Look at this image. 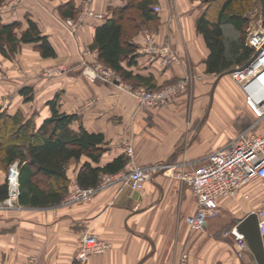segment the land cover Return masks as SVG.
Listing matches in <instances>:
<instances>
[{
  "label": "crops",
  "instance_id": "crops-1",
  "mask_svg": "<svg viewBox=\"0 0 264 264\" xmlns=\"http://www.w3.org/2000/svg\"><path fill=\"white\" fill-rule=\"evenodd\" d=\"M70 1L79 2L65 0L63 7ZM178 1L182 14L173 20L172 2L157 0L153 7L163 8L159 20L145 22L134 37L136 63H123L134 75L152 78L157 88L187 79L186 93L159 109L139 105L129 89L144 86H135L134 80L117 75L120 84L99 78L92 81L84 73L96 65L105 67L98 59L96 31L112 16V10L124 7L127 0H95L94 9L102 18L91 17L76 36L57 26L52 11L33 0L2 14L4 23L22 22L23 29L30 17L42 35L48 36L57 55L43 57L38 44L31 43L23 45L24 54L18 60L1 59L5 76L0 72V107L11 114L21 111L39 127L52 115L49 102L59 96L60 113L78 115L71 124L75 132L84 129L104 138L100 147L105 151L98 161L82 155L68 162L70 189L78 184L86 163L104 169L127 158V144L134 150L136 164L156 170L141 191L116 181L90 200L69 206L63 204L67 194L54 206L20 205L18 210L0 211V264H77L75 255L87 233L113 244L111 250L93 256L87 264H179L185 254L191 264H259L250 248L239 257L234 239L225 233L264 207L260 181L245 185L234 197L220 199V214L209 219L204 230H195L186 222L197 210L191 188L176 179L174 168H161L199 165L210 153L249 130L253 122L238 86L232 79L231 85L227 84L230 74L207 71L210 50L196 27L204 11L188 12V1ZM147 34L160 44L169 42L181 61L170 65L152 61L143 52ZM62 63L65 70L60 75H39L43 66ZM26 87L32 90L28 93L33 95L31 101H25L19 92ZM107 175L100 172V182ZM7 176L0 171V183Z\"/></svg>",
  "mask_w": 264,
  "mask_h": 264
},
{
  "label": "trees",
  "instance_id": "trees-1",
  "mask_svg": "<svg viewBox=\"0 0 264 264\" xmlns=\"http://www.w3.org/2000/svg\"><path fill=\"white\" fill-rule=\"evenodd\" d=\"M208 5L197 20V31L204 37L210 50L206 60L209 73L222 74L243 65L251 57L253 50L247 45L250 18L249 11L255 1L261 10L264 27V0H202ZM157 0H127L124 7L112 10V16L97 28L95 46L98 59L126 81L134 80L135 86L158 89L152 78L134 75L124 67L136 63L137 45L134 37L145 22H156L159 13L153 10ZM213 16H212V12ZM77 7L70 1L61 10L63 18L74 19ZM158 18V19H157ZM38 44L43 57H56V51L47 36L42 35L38 24L31 19L27 27L21 24L3 23L0 18V54L12 59L25 44ZM31 88L19 92L25 101L33 100L28 96ZM49 102L51 117L37 127L34 119H26L18 111L9 113L0 107V171L8 175L9 168L17 163L19 168V204L27 208H45L59 204L69 193L70 181L66 166L73 159L87 155L98 161L105 149L100 145L103 136L82 130L80 133L71 128L78 115L60 113L58 98ZM127 158H119L104 169H94L86 163L78 176V184L83 188L99 184L100 172L114 174L122 170ZM46 184V185H45ZM9 194L8 176L0 183V201Z\"/></svg>",
  "mask_w": 264,
  "mask_h": 264
},
{
  "label": "built area",
  "instance_id": "built-area-1",
  "mask_svg": "<svg viewBox=\"0 0 264 264\" xmlns=\"http://www.w3.org/2000/svg\"><path fill=\"white\" fill-rule=\"evenodd\" d=\"M92 1V0H90ZM158 12V6L153 8ZM96 18L101 15L90 13ZM69 19L68 23L71 24ZM247 45L253 50L249 60H254L245 68L231 73V79L238 86L244 99L245 107L252 115L253 122L250 129L231 139L225 146L210 153L205 162L194 164H182L176 169L172 165H164L162 169L174 168V176L182 184L191 188L197 203L194 215L186 219L187 224L195 230H204L209 219L220 214L219 201L222 198L234 197L242 187L253 182L260 181L264 186V27L249 33ZM143 52L152 57V61L161 60L164 65H170L180 61L177 52L171 48L168 42L156 45L151 36H146V44ZM248 60V61H249ZM247 61V62H248ZM91 70H85L88 79L95 81L101 79L104 82L118 83L120 80L111 69L96 65ZM65 67L47 70L48 74H61ZM187 79H180L156 90L140 87L129 89L137 99L141 107L162 108L172 103L179 95L187 90ZM127 163L123 170L115 175H107L95 187L83 188L78 184L71 186L68 195L63 200L66 206L88 201L98 190L106 188L116 181H123L132 189L141 191L147 182L152 180L154 167L140 166L134 159V150L131 145H126ZM9 194L5 200L0 201V211L18 210L19 204V168L15 163L8 172ZM259 219V228L264 236V207L256 212ZM234 239L237 255L244 256L249 250L245 236L240 233L237 226L225 233ZM113 244L101 239L94 234L87 233L82 237L81 246L75 255L77 264H87L96 255L104 254L111 250ZM179 264H191L188 256L181 257Z\"/></svg>",
  "mask_w": 264,
  "mask_h": 264
},
{
  "label": "rangeland",
  "instance_id": "rangeland-1",
  "mask_svg": "<svg viewBox=\"0 0 264 264\" xmlns=\"http://www.w3.org/2000/svg\"><path fill=\"white\" fill-rule=\"evenodd\" d=\"M25 1H27V0H0V18H1V20L3 21L2 14L6 13L8 11H13L20 4H22ZM33 1H35L39 6L43 5L47 10L49 9L50 11H52V13H53L52 15L56 19L57 26L62 27L71 36H76V34L79 32L80 28H82L91 17L96 18V16L90 14L91 12H93L94 14L101 15L100 13H97L94 9V1L95 0H92V1H90V0H79V2H77V4L75 3L76 7H77L76 17L74 19H71L72 22H71V24H69L68 23L69 19L68 18L65 19L61 15V10L65 7V6L63 7V5L65 4L64 3L65 0H33ZM187 1H188V6H187L188 12L197 11V12H199V14H201V12L207 10V8H208V5L205 2H203L202 0H187ZM221 1L222 0H217L216 3L221 2ZM166 2H172V5H171L172 9H169L170 11H172V19L173 20L179 19V15L181 16V14H182V9L180 8L182 5H179V1L178 0H166ZM158 8L160 9V11H158V13H160L163 10V8L160 5H158ZM214 11L212 12V16H213ZM260 11H261L260 5H259L258 1H255L252 5L251 10L248 13V16L250 18V24H249V28H248L247 39L249 37L250 32H254L256 30L263 28ZM28 19H31V18L27 17L26 23H27ZM32 21H34V20H32ZM3 23H4V21H3ZM18 23H20L21 28H23V26H24L23 23L22 22H18ZM150 34H147L146 36H151ZM47 38H48V36H47ZM152 38L156 42V45H158V44L162 45V44L166 43V42H164V43L160 44L156 41V38L155 39H154V37H152ZM170 46L172 49H174L171 44H170ZM38 52L40 53L39 49H38ZM21 54H24V46L21 47L19 53L17 55H15L12 59L6 58L0 54V72L3 74V76H5V74L3 73V70H2V63H1L2 60L6 59L8 61L14 62L15 60L19 59ZM1 56L4 58H1ZM178 56H179V54H178ZM179 58H180V56H179ZM180 61H181V58H180ZM60 67H65V65L63 63L60 65L57 64L55 66L54 65L49 66V64H47L46 66H43L40 69L39 75L44 76L45 78L58 76V75H60V73L59 74L58 73L57 74H48L47 70H49V72L51 70L55 71L56 69H58ZM227 79H228L227 84L231 85V77L227 76ZM180 96L181 95H179L175 100H177Z\"/></svg>",
  "mask_w": 264,
  "mask_h": 264
},
{
  "label": "water",
  "instance_id": "water-1",
  "mask_svg": "<svg viewBox=\"0 0 264 264\" xmlns=\"http://www.w3.org/2000/svg\"><path fill=\"white\" fill-rule=\"evenodd\" d=\"M254 58L246 62L240 69L247 67ZM239 68L230 69L223 74L229 75ZM237 229L242 233L249 245L250 250L255 255L256 260L259 264H264V238L259 228V219L256 212L248 214L238 225Z\"/></svg>",
  "mask_w": 264,
  "mask_h": 264
}]
</instances>
